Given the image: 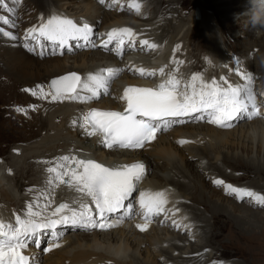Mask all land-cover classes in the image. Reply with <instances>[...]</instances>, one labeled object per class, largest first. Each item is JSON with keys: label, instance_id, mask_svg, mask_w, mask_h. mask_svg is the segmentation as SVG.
Segmentation results:
<instances>
[{"label": "bare ground", "instance_id": "6f19581e", "mask_svg": "<svg viewBox=\"0 0 264 264\" xmlns=\"http://www.w3.org/2000/svg\"><path fill=\"white\" fill-rule=\"evenodd\" d=\"M40 1L45 2L44 0ZM122 1L131 4L133 3L132 0H121V2ZM180 1L182 2V0H179L178 4L169 3L168 9H164L165 7H162V0H153L151 8L156 9V11L162 13V16L165 17L164 24L166 28H164V33L161 32V34L163 33V36H157L154 33L156 28L151 26V21L156 16L152 15V18L148 21L140 16V12L133 13V16L130 17L131 19L129 20H123L122 18H120L122 15H109L108 12L103 11L98 7L95 8L89 3H86L87 5L84 9L88 14H85V16H82L77 20L81 21L82 26L83 22L87 24H97L101 15H103V17H105L104 19L106 20L104 21L106 26L102 27V29L99 30V34L102 33L101 36H105L107 32L113 29L129 28L132 31H141L143 33V37H146L149 40L153 41L157 46L156 50L147 48L145 50H150L149 54L156 53V56H158L159 59H161L162 55L167 49H170L168 48V46H170L171 44H176V42H184L187 44L188 48V50L186 51V56L190 61L194 58L191 55L193 46L191 47L190 40L194 39V43L198 41L195 40L196 35H194L193 32L196 31L197 26L206 28L208 34L206 33L207 35L205 37H208V40L205 41L203 45H201L202 51L207 52V54H204V56H209L213 60L215 58L219 62L221 67L220 70L222 71L221 73H223L224 77L223 79L219 80L216 78V74L213 75L208 73L207 76H200V78L203 79L202 81L211 84V82L215 80L217 84L222 88H228L229 85L233 88L239 87L236 84L240 83V80H251L250 83H253V80H255L257 83H260L264 86V68H261V66L264 65V23L257 22L258 18L264 19V2H262V0H219V2L217 3H213L211 1L210 3H208V5L197 3L196 6H194V9L196 7H199L201 9L203 16L201 19L195 18V11L194 17L191 19L181 17L173 18L172 16H174L176 13V11H174V8L176 5L181 4ZM27 2L28 0H24L23 2L19 0L18 9L22 8L21 10H23ZM85 2L93 1L53 0L56 8H53L54 6L50 4V6H52V13L49 14L46 11L39 10V15L32 18V23L27 27V31L21 28L23 30L22 34L28 35L29 29H38L42 22H46L52 16H63L64 18L65 15H70V11H73L76 6L77 8L75 10L80 9L85 5ZM148 4L150 5L151 3ZM232 4L240 5L237 7L234 6L233 8L228 7ZM119 5L120 4H117V10ZM112 7L113 6H111V8ZM202 9H205L206 12H204ZM207 9H211V14H213L216 19V25H214V23H211L213 21L209 19ZM181 10L182 9H180V11ZM9 12L13 13L11 8H9ZM104 12L106 13L104 14ZM234 14H236L235 17H230ZM238 15H240V18L237 19ZM143 19L146 20V23L142 21ZM34 22L35 27H33ZM233 23L236 24L235 26L237 28L241 26V29H238L242 31L241 35H243V37H241H247L248 39L245 40V43L243 45H240L236 41L237 39L233 41L235 42V45L231 46L232 58L229 54L230 51L224 48L227 37L224 32L234 31L235 29L233 28ZM168 25L170 27H168ZM218 27L221 28V32L223 30V40L221 42L218 38L220 33L216 31V28ZM257 29L259 31L255 32V30ZM157 31H159V29H157ZM39 38L40 42L36 41L37 43L34 42L35 44L33 45H31L30 42H27L29 43L28 45L24 43L23 40H21L22 46L27 52L40 55L42 53L43 42L45 41V39L41 36ZM7 41L10 42V40ZM9 42L5 45V42L3 43L2 41L5 47L1 49L0 60L4 64V67L8 71H11L10 74L17 76L19 81L26 83L25 86H28V83H32V90L36 91L39 88L40 84H43V81L53 76L62 75L73 69L69 68L65 60H62L58 57L45 62H39L34 59L36 57H30L28 56V54L23 52V48L19 46L20 44L14 41L10 43ZM49 42L59 44V42ZM38 45L40 46V49H38ZM138 45H140V43L135 44V51L138 50ZM160 45H166L165 49H163V47L161 46V50L159 51L158 49ZM59 48L61 50L65 49L59 46L55 50L56 53L60 50ZM172 52V50L168 51V54L165 56L166 60L169 61L171 57H175ZM105 55L106 57L109 56L102 50H95V53H91V57H89V59L87 58L88 62L83 63L82 67L76 71H78V73L82 76V82H85L89 75H95L102 69H122V71H120L118 75L109 80L107 94H104V91L100 90V94L97 96V98L87 101H81L67 99L64 97L53 99V96L49 98V96L45 93V96L48 98L45 102L46 104L48 103V106L45 107L50 108L47 111L42 109L41 114L38 113V115H31L30 118H28L33 123L36 120H34V117L36 116V118L38 119L37 123L31 124L33 127L39 124L40 134L36 136L34 142L30 145L27 144L21 147V144H18L17 146L12 148V160L10 165L4 166V164L0 163V222L4 224H11L13 227H15L16 217H18V215L14 216L13 212L21 210L25 206L28 207L34 202H38V205L32 204L33 212H40L42 215H46V217L50 219H58L57 216L52 217L51 213L53 212L52 206L60 200L69 201L68 209L60 215H71V212L69 210L80 212L82 211L81 205H86L88 209L90 205L88 196L85 193L78 191L77 187L74 184H70L67 182L71 180V176L63 175L62 180L55 179V173H49L47 171L49 167L57 168L58 164L63 165V167L57 168V171L63 174L65 172H68L70 169H74V165L76 164L75 161L80 160V156L86 155H94L95 158L100 159V161L108 163L113 167L123 166L126 163L141 160L144 157L146 159H149L146 162H152L154 160L158 162V160L161 159L167 161L172 160L173 155H171L169 149L165 147L160 148L158 153H152L151 155L154 156V159L152 160V157H150L149 154L147 156V154L144 153L146 149L153 148L157 144L156 142L161 140L160 138L164 137L162 132V134L160 133L158 135L157 141L148 146H145L141 151L136 152L119 149L107 150L101 142L100 135L87 134L88 129L86 128L87 126H84L83 117L85 116V113L89 108L96 107L101 109H122L125 102L123 99H120V97H122L125 86L132 83H140L141 81H143V79H139L140 77H145L144 79L148 80V77H146L147 75H129V72L127 71L128 69L122 66V62L119 59V56L121 54H118L117 56L114 54H110L111 56H109L108 58H106ZM80 58L81 57H77L75 59L76 61H78ZM184 63L185 61L178 58V60L174 61L171 66L168 63L159 65L163 67L162 69H165V71L169 73V76H167L166 74L161 75L160 80L166 82L170 78V75H174L176 79L180 81L181 77L178 73V70H180L182 66L183 68L186 67V64ZM192 66L195 70L200 69V66L197 64H192ZM148 72H154V69H148ZM193 75H195V73H191L190 71L189 76L185 77L180 83V87L190 82ZM243 77L246 78L244 79ZM59 79L60 78H53L52 81ZM9 80L12 79L9 78ZM244 83L246 84V82ZM244 83L240 84V88L245 89V87H247ZM11 85L15 86V83ZM197 87H199V84L197 85ZM32 90L30 91L31 93ZM249 90L255 98V101H258L255 97L256 95L253 89L250 88ZM51 91L52 93H54L55 90L51 89ZM9 92L12 93L11 89L9 90ZM78 92L82 96L90 95V93L80 88L78 89ZM113 94H115L117 98ZM108 95L113 96L109 97ZM262 95L263 97L262 99H260L258 104V106L260 107H258L256 104V108H259V111L261 112V115H259V119H257V115L249 119L247 114L240 113L239 117L231 122L233 125L237 122L243 121L242 125H244V127H241L238 130H225V128L222 129L221 127L212 123L206 124L208 127L200 130L199 125L204 124V122L201 121L205 120L193 119L192 121H195L194 123L199 122L195 125V130L200 131L199 133L196 132L198 135L194 133H182L181 137H183L182 141H184V143L180 142V145L183 146V155H180V158L183 159L181 161L178 159L177 161L175 159V164L170 168L172 171V175H169V178H163L159 175L162 180H149L150 178L148 179L149 171L147 166V178L144 175L143 178L139 181L140 184L144 185L142 187V192L148 193L149 190H153V192L156 191L157 193L159 192L164 194L163 199L166 200V203H164L162 207L163 209L167 210L168 217L170 218L172 225L170 223H164L162 227L156 228L154 222H151L149 220L146 221L145 218L143 219V222H138V219L134 218V212H140L143 214V210L141 209L139 202L135 209L134 207L132 208V199L129 203V205L131 206L129 207L128 205L123 214L117 216L115 220H111V223L114 226L108 229L109 232L89 228V230L84 232H89L90 230H94V232L91 231L92 233H85L84 235H82V238H80L79 236L67 237L66 240L62 241L61 248L57 249V253H55L59 261L58 263L60 264L63 260H69V258H71L70 251L73 250H76V253H74V257H78V255L82 253V251H80V248H82L83 244L85 243V246L89 248L90 251H88V253L86 254L83 253L79 258H74L73 260L71 259L73 261L72 264H105V262L108 264H138L136 261H138L139 256L142 254L143 248L145 246L150 247L149 252H155L157 254L156 256H154V260L152 263L145 262L143 264H226L229 259H221L218 263L215 262L216 260H213L216 257V254L211 258L210 253L204 251L205 249L211 247L212 243L214 244V242H212V239L218 236H216L214 232H212V229L210 230V228H214L215 230L218 226L213 223L212 217H217V219L219 220H221L220 218H222L223 220L220 222L223 223H228V221H231V223L236 225L242 236L245 237L244 233H247L246 237L252 240L257 239V235L254 234L256 232L254 228L255 226L252 225H254V222L264 224V216L261 215L264 212L254 211L253 209L247 207L249 205H252L254 207L257 206L254 202L251 201V198L245 197L243 199L244 204H240L238 202L242 200H239L236 197H233V200L225 198L221 201H214V198L205 197V193H207L205 191L207 189L205 188V186H202L203 184H199L190 180L189 176L187 175L188 173L186 171V168L190 167L188 166L191 162L189 155H191V157L192 155L198 156L200 162H204V160L207 162V171L213 173L214 178H210V175L208 173L203 175L200 174L204 181H207L211 187L213 186L214 188L216 184H214L213 181L216 180V177H218L219 179H223L222 181L226 183L234 184L239 188H247L264 195L263 190H261L264 189V160H261V156H248L247 159H244L237 154L231 155V153H221V151H219L218 149L220 145L224 144H228L230 145V147L241 145V149L243 152H246L247 154L253 153L256 141L260 140L258 152L261 154L264 146V88H262ZM41 106L42 105L39 104V109H41ZM249 108L251 109V111H253L251 104H249ZM251 111L249 110V112ZM195 114V116H197V113ZM192 117L194 116H191V119ZM184 118L185 120H188L186 119V117ZM8 128L9 126L7 127V129ZM42 132H46V134L42 135ZM73 137L77 139L81 138V142H83L82 144L90 142L91 138V140L95 143V145H93L95 146V149L93 150L89 147L88 149L86 148L87 146H84L83 148L76 147L75 149L70 148L75 146L69 145L66 142L72 141L71 139ZM197 138H199V141H197ZM204 138L208 140L207 144H203ZM170 141L172 140L170 139ZM236 142L238 143L236 144ZM249 144H251V146H249ZM59 149H62V155L58 154ZM75 151H79L76 152V154L78 153V155H73ZM186 151H188L189 154L187 158L184 159V157L182 156H186ZM65 156L69 157L68 161L60 159ZM238 158L243 159V162L248 163V166H243V169L241 168L240 171L236 170L233 167L234 161L237 162L238 160H240ZM29 159H34L35 162L37 161L41 163L34 168L32 166L33 163L31 164L26 162ZM211 160L214 161L211 162ZM51 161H53V163H50ZM14 166H16V168ZM226 166L230 167L238 175L229 174L224 168ZM13 172L15 174L14 176ZM238 172H240L241 174H239ZM18 174H20L19 176L21 177L22 174H24L25 181H23L22 179V181L19 182ZM165 174L166 173H164V175ZM250 178L251 180H255L253 181L254 183H250L254 186L240 182L235 183L237 180L248 181L246 179ZM50 179L52 180V182L48 183ZM248 185L249 187H247ZM24 191L26 192L25 194ZM194 191L197 193L195 194ZM20 192L23 193L21 194ZM137 199L139 200V197ZM203 200H205L206 202H204ZM91 210L92 209L90 208V211ZM132 211L134 212L131 213ZM162 215L166 216V214L164 213H162ZM20 216H23V218L21 219H25L26 213ZM251 217H253L255 220H252ZM119 220L122 221L119 223ZM197 223H199L200 225ZM137 225H143L145 230L141 231L140 228L137 229ZM80 228L81 227L77 226L74 229L79 230ZM221 228L222 227H220V229ZM45 232H47V230L41 231L39 237L43 235L45 236ZM71 232L72 231L70 230L65 231L60 228L58 230V233H62L63 237L69 235V233L71 234ZM186 232V236L182 235V233ZM203 236L205 238V243H202ZM33 239L34 237L31 238V240ZM200 239V244L195 243L199 242ZM242 239L244 238L242 237ZM187 245H191V247L188 248ZM213 246H216V244H214ZM27 250V247L21 249V251ZM181 250L184 251L182 252ZM160 257L165 258L167 262L165 263L161 259H158ZM229 258L231 257L229 256ZM94 259L97 260L93 261Z\"/></svg>", "mask_w": 264, "mask_h": 264}, {"label": "snow or ice", "instance_id": "6c2138e0", "mask_svg": "<svg viewBox=\"0 0 264 264\" xmlns=\"http://www.w3.org/2000/svg\"><path fill=\"white\" fill-rule=\"evenodd\" d=\"M103 2L104 0H101V3ZM13 3H19V0H13ZM135 7L139 11L140 6L136 5ZM4 22L7 23V20ZM37 31L41 37L52 42H59V45L63 46L69 39L83 38L87 40L92 29L87 23L78 27L70 19L52 16L46 22H42L38 29H29L28 33L30 35ZM6 35L15 39L11 33ZM117 35L127 36L133 43L135 41L132 30L123 28L113 29L108 33V42L110 43L111 38ZM123 43L124 40L121 38L118 44ZM141 44H148V41H141ZM105 47H107V43ZM150 47L156 46L153 44ZM120 71L122 69H102L95 75H89L85 82H82L75 73L63 76L59 80H53L50 85L55 90L53 99L64 97L87 101L97 98L100 90L107 94L109 80L118 75ZM137 71L142 76L155 75V72H148L144 69ZM160 72L163 74V69ZM198 81L199 87H197ZM180 83L174 75H170V78L161 83L157 89L126 88L123 96L120 97V99L127 101V108L123 112L94 109L83 117L84 126L91 127L89 135L101 134L103 136L102 142L109 148L114 146L141 148L146 141L154 138L157 130L161 128L167 130L173 123H184L183 119L178 118L191 117L193 113H201V115L192 118L204 119L206 116L209 123L222 128L231 127V122L237 119L240 113L247 114L249 119L258 114L255 111V98L249 89L233 88L230 85L228 88H222L215 80L208 84L201 80L198 73L193 75L191 81L182 87H180ZM78 87L90 95H80L77 91ZM67 93H71V95H66ZM32 94L36 95V91L32 90ZM249 104L253 109L251 112H249ZM17 111H22V109L18 108ZM137 116L141 118L137 119ZM60 159L68 161L69 157L65 156ZM75 163L82 171L77 172L75 169H70L62 174L57 171V168L63 167L60 164L57 165V168L49 167L47 171L55 173V179L62 180L63 175H70L71 180L68 183L74 184L78 191L92 198L101 219H93L89 215L86 205H81L82 211L69 210L71 215H59L58 219H36V217H40L41 213L33 212L32 205H29L25 219L16 217L15 227L0 222V264H29V258L20 251L27 247L26 238L31 239L38 236L42 230H50L55 241L62 235L56 231L57 225H71L81 228L99 227L101 229L113 227V224L107 223L108 214L125 208L124 201L132 196L136 184L142 179L144 172L142 163L122 166L119 169L107 168L92 160H76ZM51 182L50 179L48 183ZM213 183L217 186L222 185L228 195H233L239 200H243L245 197L251 198V201L257 206L264 207V195L260 193L225 184L219 179L214 180ZM163 197L164 194L159 192L154 194L139 193V203L146 221L163 211L162 205L166 203ZM64 209H68V205L60 204L51 213V216L56 217ZM137 227L141 231L145 230L143 225H137ZM36 245L39 246V240L36 241ZM58 246V244L52 243V247ZM44 251H51V248H45Z\"/></svg>", "mask_w": 264, "mask_h": 264}, {"label": "rangeland", "instance_id": "374dc122", "mask_svg": "<svg viewBox=\"0 0 264 264\" xmlns=\"http://www.w3.org/2000/svg\"><path fill=\"white\" fill-rule=\"evenodd\" d=\"M21 1L23 2L24 0H21ZM44 1L45 2H41L40 0H37V1L28 0V2L25 4L23 10H21L22 8L18 9V3H13V0H0V18H2V19H0V54H1V49L4 48L5 45L9 42L7 40H10V42L14 41V42L20 44L19 46L21 48H23V52L28 54V56H30V57L31 56L33 58L36 57L34 59H36L39 62H45V61L54 59L55 57H58V58H60L62 60H65L67 62V65L69 66V68H73L72 69L73 71L71 70V71H69L67 73H64L62 75L53 76V77L43 81V84H40L39 88L36 90L37 92L39 91L38 93L36 92L37 95H38L37 96V95H33L30 92L32 90L31 88L33 87L32 83H28L29 85L25 86L26 83L19 81L17 76H14V75L10 74L11 71H8L4 67V64L2 63V61L0 60V81H1L0 82V125H1L0 126V157H1L0 159L3 160V162L0 161V163L4 164V166L5 165L8 166L11 163V160H12L11 159V157H12L11 156V152H12V148L13 147L17 146L18 144H21V147L25 146L27 144L30 145L31 143L34 142V139L36 138V136H38L40 134L39 124H37L35 127L32 126V124H36L37 123L38 119L36 118V116L34 117V120L35 119L36 120L33 123L28 118H30L31 115H38V113L41 114L42 113V111H41L42 109L47 111L50 108V107L49 108L45 107V106H48V103L47 104L45 103L47 101V99H48L45 96V93L49 96V98L53 96V93H52L51 87H50L52 79L53 78H61L63 76H67V75H69L71 73H75L77 76L80 77V79L82 81L83 80L82 76L76 70L80 69L82 67L83 63H87L88 62L87 58L89 59V57H91V53H95V50H101V49H94L93 50V49H90V48H82V47L78 49V46L73 43V45H72L73 46V50L72 51H68L66 48L64 50H61L59 48L60 49L59 52L56 53L55 50L60 45L57 44V43H50L49 41L48 42L46 41V43L43 42L42 53L40 55L39 54H32V53L27 52L24 49V47L22 46L21 40H27V38L29 36L27 34L23 35L22 34L23 30L21 28H23L25 31H27L26 30L27 27L32 23V18H34L35 16L39 15V10L46 11L49 14H51L52 13V6H50V4H52L54 6L53 8H56L55 4L53 3V0H44ZM92 1L93 2H85L84 3L85 5L83 7H81L80 9H77V10H75L77 8V6H76L75 9H73V11H70V13H69L70 15L67 14V15H65L64 18L72 20L78 27L82 26L81 21H78L77 19H80V17L85 16V14H88L86 12V10L84 9L86 7V5H87L86 3H89L90 5H92L95 8L98 7L100 9H102L103 11L108 12L109 15H114V14L122 15L120 18H122L123 20H125V19L129 20V19H131L130 17L133 16V13L140 12V16L142 18L148 20V21L152 18V15L156 16V17H154L152 19V21H151L152 25L151 24L150 25L152 27L156 28L154 33L157 36H160V35L163 36L164 28H166L165 24H164L165 17L162 16V13H159L158 11H156V9L151 8L153 0H138V3L136 2V4L139 5L140 7H139V11H136V12L130 11L129 8L126 9L125 6L130 4V3H127L125 1H122L123 3H121L118 6V9L122 10V11H117L115 6H113L112 8H111V6L105 7V6L99 5L98 3L95 2V1L99 2L101 0H92ZM178 1L179 0H162V2L164 3V4L162 3V7H165L164 9H166V8L168 9L169 3L178 4ZM211 1L213 3L219 2V0H202L201 4L202 5L203 4L204 5H208V3H210ZM197 2H199V1H197V0H184V2H183V0H182V2L180 1L181 4L175 6L174 11H176V13L172 17L173 18L174 17H181V18H187V19L193 18L194 17V11H195L194 6H196ZM148 3H151V4L149 5ZM239 5L240 4H232V5L228 6V7L233 8L234 6L237 7ZM43 7H45V8H43ZM9 8L12 9L13 13L9 12ZM180 9H182V10L180 11ZM202 10L204 12H206L205 9H202ZM171 11H173V10H171ZM106 12H104V14ZM20 13H22V14H20ZM207 13H208L209 19H211L213 21L211 23L212 24L214 23V25H216V23H215L216 19L213 16V14H211L212 13L211 9H207ZM19 16L20 17L22 16L21 18L23 20ZM235 16H236V14L231 15L230 17L233 18ZM61 18H63V16ZM104 18L105 17H103V15H101L100 19L98 20V23L97 24H92V25H94V28H95V37L92 39V42L94 44L96 43V41L99 38V33H100L99 30L102 29V27L106 26V24L104 23V21H106V20ZM160 18H162V19H160ZM238 18H240V15L237 16V19ZM144 19L142 21H144V23H146V20H144ZM5 20H7V23L4 22ZM112 22H115V21H112ZM233 24H234L233 28L235 29L234 31H231V32L230 31L229 32L225 31L224 32V34L227 35L226 41H225L226 43L224 45V48L226 50L230 51L229 54H230L231 57H232V55H231V46L235 45V42H233V41H235L237 39L236 41L240 45H243L245 43V40L248 39L247 37L242 38L243 37V35H241L242 31L238 30L239 28L241 29V26L239 28H237L235 26L236 24L235 23H233ZM33 27H35V22H34V26ZM168 27H170V26L168 25ZM157 29H159V31H157ZM216 31L218 33H220L218 38L220 39V42H221L223 40V34H222L223 30L221 32V28L218 27V28H216ZM258 31H259L258 29L255 30V32H258ZM161 32H163V33L161 34ZM7 33H11L12 36L15 37V39H12L9 36H7L6 35ZM206 33H207V29L206 28H201L199 26H197L196 31L193 32V34L196 35L195 40H198V41H196L194 43V39L190 40V45H191V47L193 46L191 55L194 57L193 59H191L192 63L201 62L204 59V57H205L204 54H207V52L206 51H202V48H201V45H203L204 42L208 40V37H205L208 34V33L207 34ZM197 35H199V36H197ZM36 37H37L36 35L35 36H31V41H30L31 45L35 44L33 41H34V39ZM2 41H3V43L5 42L4 43L5 45L2 43ZM176 43H178V42H176ZM19 46H17V47H19ZM160 46H162V45H160ZM170 47H171L170 49H172V51H173L172 53L175 56V58H184L185 59L184 50L187 48V44L186 43H183V44H181L179 46H175L174 44H171ZM38 49H40L39 45H38ZM104 53H106L109 56L112 55L111 52H104ZM77 57H81V58L78 61H76L75 58H77ZM98 57H101V56H98ZM105 57H106V55H105ZM108 57H106V58H108ZM163 58H164V60H166L165 55L163 56ZM191 61L188 60V59H185V63L184 64H186V67L183 68V66H182L178 73L179 74H184V75H189L190 71L188 69V66L191 63ZM209 61H210V59H209ZM216 66L219 67L220 64L214 58V63H210V62L207 63V65H205L203 67V68H205V70L199 71V73H198L199 76H207L208 73H214L217 70ZM261 68L263 69L264 65L261 66ZM243 71H246V70H243ZM9 78L12 79V80H9ZM243 78L245 79L246 77H243ZM201 80H203V79H201ZM248 81H244V80L241 81L240 80L239 81L240 83H238L236 85H238L240 87L241 83L246 82V84H249L250 81L249 82ZM253 81L254 82L251 83L252 87H253V89H256V84L257 83H256L255 80H253ZM14 83H15V86L11 85V84H14ZM198 84H199V81L197 82V85ZM27 87H29V88H27ZM10 89H11L12 93L9 92ZM18 89H20V90H18ZM78 89H79V87H78ZM78 89H77V91H78ZM50 93H51V95H50ZM22 94H24V95H22ZM67 95H71V93H67ZM33 102H35V103H33ZM39 104L43 106V107L42 106L40 107L41 109H39ZM51 105H53V104H51ZM22 107L25 110V113H23L22 111H17L18 108L21 109ZM249 110L251 111L250 108H249ZM259 115H261V114H257V117H258L257 119H259ZM194 122L195 121L190 120L188 122V124L184 123L182 125L175 126L171 130L163 133L164 137L160 138L161 140L157 141L156 142L157 144L153 148L146 149L144 151V153L147 154V156L149 154V156L152 157L151 160L154 159V156H152L151 154L152 153H154V154L158 153L159 149L163 148V147L169 149L171 155H173L172 160H170V161L161 159V160H158V162L155 161V160L152 161V162H150V161L148 162L149 166H150V170H149V174H148V179L150 178L149 180H155V179H156V181L157 180H162V178H160V176H162L163 178H169V175H172V171H171L170 168H171V166H173L175 164V159L176 160L178 159L180 161L183 159V158H180V155H183V146L180 145V142H179V139L182 138L181 137L182 133L183 132L184 133H189V134L190 133H194V134L198 135L197 133H199L200 130L205 129L206 127H208L206 125L207 122L201 121V122H204V124H200L199 125L200 130L196 131L194 127L199 122H197V123H194ZM242 124H243V121L237 122V123L233 124L231 127L225 128V130L226 129L227 130H238L239 128L244 127V125H242ZM8 126H9V128L7 129ZM178 128H182V129L184 128V129L182 130V129H178ZM44 134H46V132L45 133L42 132V135H44ZM76 139L77 138L73 137L71 139L72 141H67L66 142L69 145L75 146V147H70V148L75 149L76 147L83 148L84 146H87L86 148L89 147V148H92L93 150L95 149V146H93V145H95V143H94V141L91 140V138H90V142L85 143V144H82L83 142H81V138H78L77 140ZM170 139L172 141H170ZM197 141H199V138H197ZM257 141H256V143L254 145L253 153H248L247 154L246 152H243L242 149H241V145H237L235 147L234 146L230 147V145L224 144V145H220L218 147V149H219V151H221V153H229V154L231 153V155L232 154H237V155L241 156L244 159H247L248 156L255 157L257 155V156H261V160H264V146H263V150L261 151V154H260L258 152V149H259V146H260V143H259L260 140H257ZM203 142H204L203 144H207L208 140L206 138H204ZM237 143L238 142H236V144ZM249 146H251V144H249ZM61 153H62V149H59L58 154L62 155ZM75 154H76V152H74L73 155H75ZM185 154H186V156H182V157H184V159L187 158L189 152L186 151ZM76 155H78V153ZM189 158L191 159L190 160L191 162L188 165L190 167L186 168V171L188 173L187 175L189 176L190 180H192L193 182H197L199 184H203L202 186H205V188L207 189L205 191V192H207V193H205V197L214 198L213 199L214 201L215 200L221 201L222 199L224 200L225 198L233 200V197H235V196L226 194V192L224 190V187L222 185L221 186L215 185L214 188H213V186L211 187L210 184H208L207 181H204V179L200 176V174L203 175V174H207L208 173L210 175V178H214L213 177V173H210L209 171H207V162L205 160H204V162H200L199 161L200 160L199 157L198 156H193V155H192V157H191V155H189ZM142 159L145 160L146 158L144 157ZM238 159H240V158H238ZM148 160L149 159H146L145 161H148ZM213 161L214 160H211V162H213ZM238 161L237 162L234 161V165H233V167L236 170L240 171L241 168L243 169V166H248L247 165L248 163L243 162V159H240ZM26 162L27 163H31V164L33 163L32 166L34 168L37 167V165L41 163V162H37V161L35 162L34 159H32V160L29 159ZM14 167L16 168V166H14ZM224 168L226 169V171L229 174L238 175L230 167L226 166ZM244 169H246V168H244ZM164 173H166V174L164 175ZM238 173L241 174L240 172H238ZM14 175L15 174L13 172V176ZM19 175L20 174H18V176ZM24 176H25L24 174H22V177L19 176L18 177V181L21 182L22 179H23V181H25ZM32 178H34V177H32ZM216 179H217V177H216ZM231 179H234V178H231ZM219 180H223V179H219ZM246 180H248V181H239V180H237L235 183L240 182V183L250 184L251 182L254 183L253 181H255L254 179L251 180V178L250 179H246ZM224 183L225 184H230V183H226V182H224ZM231 185H233L234 187H238V186H236L234 184H231ZM250 185L254 186L253 184H250ZM247 187H249V185ZM261 190H263V192H264V189H261ZM196 193L197 192H195V194ZM208 194H209V196H208ZM213 196H215V197H213ZM203 201L206 202L205 200H203ZM37 203L38 202H34L32 204L38 205ZM238 203L244 204L243 200L239 201ZM32 204H30V205H32ZM247 207L253 209L254 211H262V212H264V207H260V206L254 207L252 205H249ZM27 209H28V207L25 206L23 209L15 211L17 214H14V216L18 215V217L23 218V216H20V215H23L24 213H27ZM185 213H186V211H185ZM261 215L264 216V213L261 214ZM44 218H47V217H46V215H42V214L40 215V217H36V219H44ZM212 218H213V223L216 224V226L217 225L219 226V227L217 226L215 230H214V228H210V230L212 229V232H214V234L216 236L218 235L216 238L212 239V242H214V244H216V246H213L214 244L212 243L211 247H213V248L209 247L208 249H205L204 251H206L207 253L209 252L211 258L213 257V255L216 254V257L213 259L214 261L216 260L215 262L219 263L220 262L219 260H221V259H229V261H227L226 264H231V263L232 264H264V224L263 223H259V222H254L253 223L254 225H252V226H255L254 228H255L256 232L254 231L255 232L254 234L257 235V239H253L252 240V239L246 237L247 233H244L245 237L242 236L240 234L238 228L236 227V225L231 223V221H228V223H223V222H220V221L223 220L222 218H220L221 220L217 219V217H212ZM224 218H225V216H224ZM251 219L253 220L254 218L251 217ZM218 222H220V223H218ZM224 222H225V220H224ZM197 224H199V223H197ZM220 227H222V228L220 229ZM236 228H237V230H236ZM91 231L94 232V230H90L89 232H79V231L78 232H71V234L69 233V235H67V236H69V237L79 236L80 238H82V235H84L85 233H92ZM106 232H109V230H106ZM73 233H75V234H73ZM186 234H187V232L186 233H182V235H184V236H186ZM229 234H231V235H229ZM220 235H221V237H220ZM242 237L244 239H242ZM41 238H42L41 241L43 239H47V237H45L44 235L41 236ZM219 238H220V240H219ZM203 240H204V242H203ZM200 241H201V239L199 240V242H195V243L200 244L201 243ZM202 243H205L204 236L202 237ZM85 245L86 244L84 243L83 247L80 248V251H82V253H80V255H78V257H74V253H76V250L70 251L71 258H69V260H63V261L61 260L62 262L60 264H72V262H73L72 260L74 258H79V257H81V255L83 253H85V254L88 253V251H90V249L87 248ZM226 245H228L229 247L226 246ZM187 247L190 248L191 245H189V246L187 245ZM217 247H218V249H217ZM72 248H74V247H72ZM28 249H30V248L28 247ZM149 250H150L149 246H145L143 248L142 254L140 256L138 255L139 259H138V261H136L138 264H143L145 262L146 263L147 262H149V263L153 262L154 256H156L157 253L149 252ZM181 251L183 252L184 250H181ZM55 253H57V252L55 251L51 256L46 257L44 260L42 259L41 260V264H59L58 263L59 262L58 258L56 257ZM89 254H91V253H89ZM232 254H234V255H232ZM229 256L231 258H229ZM242 256H244V257H242ZM26 257H28V256L26 255ZM210 257H209V259H210ZM158 259H161L165 263L167 262L165 258L160 257ZM95 260H97V259H94L93 261H95ZM168 264H171V263H168Z\"/></svg>", "mask_w": 264, "mask_h": 264}, {"label": "clouds", "instance_id": "9594fccd", "mask_svg": "<svg viewBox=\"0 0 264 264\" xmlns=\"http://www.w3.org/2000/svg\"><path fill=\"white\" fill-rule=\"evenodd\" d=\"M262 2H264V0H262ZM258 23H264V19H259L257 20Z\"/></svg>", "mask_w": 264, "mask_h": 264}, {"label": "water", "instance_id": "95a60500", "mask_svg": "<svg viewBox=\"0 0 264 264\" xmlns=\"http://www.w3.org/2000/svg\"><path fill=\"white\" fill-rule=\"evenodd\" d=\"M196 16H197V17H200V13H199V11H196ZM57 208H58V207H57ZM57 208H56V209H57Z\"/></svg>", "mask_w": 264, "mask_h": 264}]
</instances>
